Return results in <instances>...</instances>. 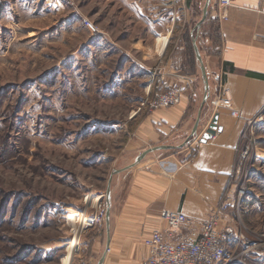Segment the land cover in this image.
<instances>
[{"label":"rangeland","instance_id":"374dc122","mask_svg":"<svg viewBox=\"0 0 264 264\" xmlns=\"http://www.w3.org/2000/svg\"><path fill=\"white\" fill-rule=\"evenodd\" d=\"M185 11L179 0H0V264H61L69 242V264H88L102 234L86 226L95 200L105 204L111 173L153 148L134 138L148 113L138 109ZM259 129L245 198L220 223L233 231L225 260L241 254L239 236L254 244L249 253L264 252Z\"/></svg>","mask_w":264,"mask_h":264},{"label":"crops","instance_id":"0c3cea01","mask_svg":"<svg viewBox=\"0 0 264 264\" xmlns=\"http://www.w3.org/2000/svg\"><path fill=\"white\" fill-rule=\"evenodd\" d=\"M204 3L179 0L186 13L182 20L174 16L168 28L173 46L166 52L161 70L167 86L181 90L180 104L144 113L133 131L139 147L185 145L174 154L155 151L112 177L108 231L104 220L102 234L93 240L88 264H97L103 255L102 264H145L144 240L154 231L167 232L160 219L162 210L180 212L193 220L184 233L197 231L230 185L245 122L264 106V14L260 11L262 0H232L226 20H218L216 3L211 2L206 20L195 32ZM60 7L56 6L57 12ZM194 36L210 95L222 92L231 102L230 109L217 112L221 131L205 143L199 139L213 116L207 104L201 110L196 133L191 135L203 95L198 63L188 51L193 49ZM187 82L191 88L186 87ZM219 84L222 90L217 88ZM259 128L257 139H263ZM232 243L228 242L227 250ZM246 255L244 264H264V252Z\"/></svg>","mask_w":264,"mask_h":264},{"label":"built area","instance_id":"2783aa9c","mask_svg":"<svg viewBox=\"0 0 264 264\" xmlns=\"http://www.w3.org/2000/svg\"><path fill=\"white\" fill-rule=\"evenodd\" d=\"M176 0H174L175 2ZM232 0H216V12L218 20H226V10L231 6ZM260 11L264 14V0ZM90 24H88V27ZM92 32L94 29L89 28ZM264 41V35H263ZM157 75L153 74V79L146 90V98L140 104L139 111L144 109L148 113L156 110L167 109L177 106L181 102V90L169 88L161 68L157 69ZM155 84V85H154ZM156 89L151 94V88ZM187 88H191V83H186ZM222 90V85L217 87ZM208 108L214 113L221 109H230L231 102L224 93L210 95L207 101ZM232 117L235 112H231ZM264 126V106L253 117L245 122L244 129L239 138L234 169L230 176V185L225 190L220 201L211 210L207 218L200 224L197 231L184 230L192 224L193 220L187 218L180 212L162 210L160 219L166 226L167 232L154 231L145 240L147 248V259L145 264H226L233 259L246 255L253 250V243L239 236L237 247L242 248L241 254L237 253L235 258L225 260L227 245L233 234L230 226H221L222 221H228L229 210L233 207L237 209L246 195V174L244 169L250 157L257 156L256 130ZM243 173V174H242ZM103 196H99L95 201L98 203L92 219L86 221L87 227H97L99 232L105 219V204L101 203Z\"/></svg>","mask_w":264,"mask_h":264},{"label":"water","instance_id":"95a60500","mask_svg":"<svg viewBox=\"0 0 264 264\" xmlns=\"http://www.w3.org/2000/svg\"><path fill=\"white\" fill-rule=\"evenodd\" d=\"M210 3H211V0H205V3H204L203 8H202L201 19L199 20V22H197L195 24L193 31H195V32L198 31L200 26H201V24L206 20L207 15H208V8L210 6ZM192 47H193V52H194L195 59H196V61L198 63V66H199V70H200V74H201V78H202V82H203V95H202V100H201L199 113H198L195 125H194L193 130H192V134H191L193 136L196 133V128H197L199 120H200L201 110L207 104V101L209 99L210 90H209V84H208V76H207L206 70L204 68L202 58L200 56V52H199V49H198V45L196 43V37L195 36L192 38ZM217 120H218V114L214 113L212 118H211L210 124L208 125V128L206 129L204 134H202L201 138L199 139L200 143H205L206 141L210 140L216 134V132H220L221 131V129L217 126ZM184 145H185V143L183 145L177 146V147H174V146H160V147L150 148V149L145 150V151L141 152L140 154H138L137 157L135 158L134 162L130 166H128L126 168H123V169L114 170L111 173L110 178L108 180L107 189H106V192H105V196H106V200H105V207L106 208H105V211L106 212H105V219L104 220H105L107 231H108L109 211H110V183H111L112 177L114 175H117V174H120V173L124 172L125 170H128L129 168L134 167L135 165L140 163L141 160L144 159L146 155H148V154H150L152 152L159 151V150H172V149H176V148H181ZM104 258H105V255H103L99 259L97 264H102L103 261H104Z\"/></svg>","mask_w":264,"mask_h":264},{"label":"bare ground","instance_id":"6f19581e","mask_svg":"<svg viewBox=\"0 0 264 264\" xmlns=\"http://www.w3.org/2000/svg\"><path fill=\"white\" fill-rule=\"evenodd\" d=\"M79 216V214L77 213V212H72L68 217H67V219L69 220V221H71V222H73L74 220H76L77 219V217ZM82 216V215H81ZM73 245H75V242H73V243H68V247H67V255L65 256V257H63L62 258V260H61V264H69V262H70V255H71V246H73ZM73 252H75V248H74V250H73Z\"/></svg>","mask_w":264,"mask_h":264}]
</instances>
